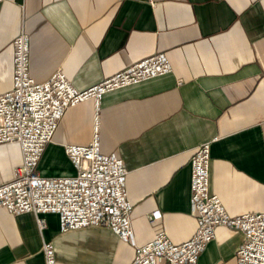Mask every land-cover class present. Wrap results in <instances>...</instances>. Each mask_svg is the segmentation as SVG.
<instances>
[{"label": "crops", "instance_id": "crops-1", "mask_svg": "<svg viewBox=\"0 0 264 264\" xmlns=\"http://www.w3.org/2000/svg\"><path fill=\"white\" fill-rule=\"evenodd\" d=\"M29 33L30 74L57 68L86 88L154 51L164 74L106 91L100 98V146L127 167L134 239L102 225L61 231L56 212L42 229L31 210L0 206V264H44L54 241L59 264H127L159 230L190 237V156L210 139L211 190L226 211L264 210V0H0V92L12 86L14 38ZM93 97L67 106L38 160L46 176L73 174L64 144L94 133ZM21 161L16 141L0 143V182ZM159 209L154 219L149 213ZM197 264H236L243 231L217 225ZM162 264H167L163 261Z\"/></svg>", "mask_w": 264, "mask_h": 264}, {"label": "built area", "instance_id": "built-area-1", "mask_svg": "<svg viewBox=\"0 0 264 264\" xmlns=\"http://www.w3.org/2000/svg\"><path fill=\"white\" fill-rule=\"evenodd\" d=\"M12 86L0 92V143L16 141L21 161L7 180L0 182V206L14 213L31 210L39 228L46 226L44 213L56 212L61 231L86 225L107 226L122 238L134 239L131 209L127 197L124 160L114 151L100 146L98 109L108 90L134 84L171 69L165 50L154 51L86 88H76L57 68L43 80L30 74L29 33L19 29L14 40ZM95 102V126L88 142H67L65 150L75 172L46 176L38 160L50 141L67 106L86 98ZM210 139L203 140L190 156V201L197 216L193 234L176 242L165 231L140 244L127 264H197L199 254L216 234L217 225L234 226L243 231L236 250V264H264V210L230 214L223 200L209 186ZM159 209L149 213L154 219ZM44 264H59L54 241L42 242Z\"/></svg>", "mask_w": 264, "mask_h": 264}]
</instances>
